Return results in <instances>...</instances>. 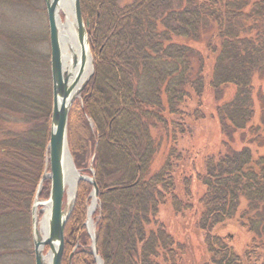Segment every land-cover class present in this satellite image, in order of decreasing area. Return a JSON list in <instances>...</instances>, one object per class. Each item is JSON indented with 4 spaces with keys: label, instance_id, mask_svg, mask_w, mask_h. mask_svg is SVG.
<instances>
[{
    "label": "trees",
    "instance_id": "obj_1",
    "mask_svg": "<svg viewBox=\"0 0 264 264\" xmlns=\"http://www.w3.org/2000/svg\"><path fill=\"white\" fill-rule=\"evenodd\" d=\"M81 5L96 71L70 114L69 143L79 168L97 145L105 264H264V150L251 137L264 126L254 120L264 0ZM16 6L33 7L0 0V22ZM16 31L0 23V257L33 264L31 208L47 164L52 82L48 57ZM209 115L215 140L197 145L194 129L203 135ZM92 190L79 181L63 264L76 246L71 264H97L84 224Z\"/></svg>",
    "mask_w": 264,
    "mask_h": 264
},
{
    "label": "water",
    "instance_id": "obj_2",
    "mask_svg": "<svg viewBox=\"0 0 264 264\" xmlns=\"http://www.w3.org/2000/svg\"><path fill=\"white\" fill-rule=\"evenodd\" d=\"M61 0H44L48 19L49 43H50V66L52 80V113L50 125V138L47 145V164L40 183L37 188L36 198L32 206V241L34 252V264H47L46 256L50 257V264H63L65 253V229L73 210L77 187L79 181L87 180L93 185L91 194L92 203L88 207V217L86 227L92 238V253L97 264H104L97 241L96 231H92V205L98 204L99 187L95 178L81 174L77 169L69 146V117L71 107L76 98L84 90L87 81L79 86V83L86 71L88 60L91 62L93 70V56L90 48L88 27L90 20H85L82 14L81 0H72L71 10L73 13L75 30L80 46V57L74 59L75 75L71 76L63 70V56L61 47V36L59 32L58 4ZM79 86V87H78ZM97 149V147H96ZM95 149V153H96ZM69 154L72 167L79 172V180L75 186L73 200L69 206L64 205L65 194L68 192L65 174V155ZM50 169V172L47 171ZM46 178L51 181L50 195L47 200H41L40 194ZM49 206L50 217L47 229H40L38 225V207ZM47 252L45 253V250Z\"/></svg>",
    "mask_w": 264,
    "mask_h": 264
},
{
    "label": "rangeland",
    "instance_id": "obj_3",
    "mask_svg": "<svg viewBox=\"0 0 264 264\" xmlns=\"http://www.w3.org/2000/svg\"><path fill=\"white\" fill-rule=\"evenodd\" d=\"M31 3H32L33 7L27 8L24 6H16V9L11 10L10 12L5 10L3 15H1V17L3 19H2V22H0V23H1V25L5 26V27H11V29H16L17 30L16 32L18 33L17 35H19L20 38H23V35H25V36L29 35L30 39H31V37H33V41L31 40L32 45H34L37 48V50L41 53V55H44V56L46 55L48 57V61L50 64L49 28H48V19H47V13H46V9H45V3H44V0H31ZM120 4L124 5V2L120 1ZM4 8L9 9V7H5V6H4ZM65 17L66 16L64 14L63 18L65 19ZM6 25H10V26H6ZM89 28L90 27H88V30H89ZM91 52H92V50H91ZM92 56L94 59L93 70L91 71L90 75L86 79L88 81H87L85 88L88 87V85L91 82V80L93 79V77L95 75V71H96L95 55L93 52H92ZM19 60L22 63L21 58H19ZM20 62L15 61V63L13 65L21 67V64H19ZM50 72H51V66H50ZM51 82H52V80H51ZM255 87H256V96L257 97L255 99V102H256L255 111L256 112H255L254 120H255L256 124L258 123V121L261 124H264V75L263 76H260V75L257 76V78L255 80ZM85 88H84V90H85ZM84 90L81 92V94L76 98L75 102L73 103V105L71 107V112L76 111L77 107L80 105V102L82 100L81 99L82 94H83ZM71 112H70V114H71ZM200 122L202 124V127H206L205 129H207V130L209 129L210 135L207 134L205 137V135H204V133L206 132L205 129L200 131L204 136L200 135L198 132L199 130L198 131L196 130V129H199V127H197L196 129H194L193 127L192 128L190 127L189 130H190V132L193 131V129L195 130L194 140L197 143V145L205 143V144H209V147H210V145H212V143H213V140H215V138L211 135V134H213L212 131L214 132L215 123L212 121V118L210 117V115L206 117V120L200 121ZM69 123H70V117H69ZM15 127H17V126H15ZM262 128L263 129L260 131V133L258 135H253L251 137L254 140L253 144H255V145H253V148H256V146L259 145V147L262 146L260 149H262V151H263L264 150V126ZM187 136L188 135H186L184 137V139ZM248 136H250V135H248ZM184 139H183V141H184ZM69 146H70V143H69ZM96 147H97V145L95 146V149H96ZM70 151H71V149H70ZM72 156H73V154H72ZM94 157H95V151H94V155L90 159L89 167L79 168L77 166V169L79 170V172L81 174H85L89 177H93V169H92L91 163H92ZM73 159H74V157H73ZM47 172L49 173L50 169ZM119 175H120L119 170L113 172L110 176H108V178L106 179V182L111 184V183L118 181ZM46 180L50 181L49 178H46ZM39 183H40V181H39ZM50 186H51V183H50ZM37 188H38V186H37ZM43 188H44V185H43ZM78 188H79V184L77 187V192H78ZM92 192H93V190L91 191V194H92ZM36 193H37V191H36ZM91 194H90V200H89V203L87 206V212H86V218H85L84 224H85V229L87 230V233L90 237V242H91L90 249H91V253H92V250H93L92 249V238H91V235L89 234L88 228L86 227V222H87V217H88V207L92 203ZM49 195H50V190H49ZM35 198H36V194H35ZM35 198H34V201H35ZM48 198H44L40 194L41 200H47ZM76 199H77V193H76V197H75L73 210L75 207ZM72 200H73V198H72ZM72 200L70 202L68 201V192H67L65 194L64 205L69 206L71 204ZM34 201H33V203H34ZM99 206L100 205H99V201H98V204L96 205V208L93 210L92 215H91L92 223H93L92 231H96V224H97V219H98L96 212H97ZM73 210H72V213H73ZM164 210H165L164 208L161 210V213H160L161 218L165 217L163 215L165 212ZM72 213H71V215H72ZM37 214L39 216V219H42L46 214V206L45 205L39 206ZM71 215H70V217H71ZM229 229L225 230L224 232L226 233V231H228ZM31 230H32V208H31ZM236 234H237V232H236ZM239 235L242 236V238H243L242 241H245L247 239L246 235H242V234H239ZM31 245L33 248L32 231H31ZM76 248H77V246L73 249V252L75 251ZM47 249L48 248H46L45 253L47 252ZM73 252L70 253L71 255H69L70 256L69 257L70 264L72 263L71 258H72ZM32 261L34 262V252H33V256H32ZM0 264H27V257L24 256L23 254L20 255V257H19L16 255L11 256V255L6 253V254H3L2 257H0ZM104 264H105V262H104Z\"/></svg>",
    "mask_w": 264,
    "mask_h": 264
},
{
    "label": "bare ground",
    "instance_id": "obj_4",
    "mask_svg": "<svg viewBox=\"0 0 264 264\" xmlns=\"http://www.w3.org/2000/svg\"><path fill=\"white\" fill-rule=\"evenodd\" d=\"M72 0H61L58 4V14H59V32L61 36V47H62V56H63V70L65 73H69L72 79V76L75 75V69L73 66L74 59L80 57V46L77 37V32L75 30L73 13L71 10ZM65 14V19L63 15ZM91 62L88 60L86 65V71L79 83V86L88 78L91 73ZM78 86V87H79ZM65 174L67 180L68 190V201L70 202L74 195L75 186L79 180V172L76 171L72 165L70 156L67 153L65 155ZM96 208V205H92L91 212ZM38 212V210H37ZM50 217V208L46 206V214L42 219H39L38 225L40 229H47L49 224ZM90 227L93 229V223L90 222ZM46 263L50 264V257L46 256Z\"/></svg>",
    "mask_w": 264,
    "mask_h": 264
}]
</instances>
